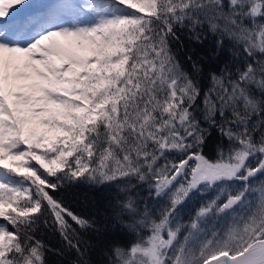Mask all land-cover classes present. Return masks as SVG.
<instances>
[{
    "label": "snow or ice",
    "instance_id": "1",
    "mask_svg": "<svg viewBox=\"0 0 264 264\" xmlns=\"http://www.w3.org/2000/svg\"><path fill=\"white\" fill-rule=\"evenodd\" d=\"M179 29L242 62L202 86ZM80 185L123 194L110 264H264V0H0V264H50L43 229L90 264Z\"/></svg>",
    "mask_w": 264,
    "mask_h": 264
},
{
    "label": "trees",
    "instance_id": "2",
    "mask_svg": "<svg viewBox=\"0 0 264 264\" xmlns=\"http://www.w3.org/2000/svg\"><path fill=\"white\" fill-rule=\"evenodd\" d=\"M177 36L179 39L173 42V47L178 51V59L182 61L188 71H193L188 56L191 55L193 59L199 61L202 70V86H211L208 76L210 72L222 71L225 66L233 69L234 65L242 62V56L239 54L237 47L226 41L223 48L217 49L216 41L218 37L208 31L203 33L201 43L190 39V33L185 29H179ZM214 52H218V55H214ZM226 143L227 141L221 137L218 130H210L205 145L206 155L215 159L217 145H226ZM139 195L143 207V204L148 203L147 199H149L146 186L139 188ZM118 196L123 198V194L114 188H93L87 185L74 187L68 194V199L74 207L86 214H94L97 220L96 229L84 234V239L88 241L87 259L90 264H110V252L113 246H125L133 239V235L127 229L122 227L112 228L105 218L107 204ZM42 238L51 249L58 250L48 254L50 264H78L77 254L66 249L58 233L53 232L51 229H43Z\"/></svg>",
    "mask_w": 264,
    "mask_h": 264
},
{
    "label": "rangeland",
    "instance_id": "3",
    "mask_svg": "<svg viewBox=\"0 0 264 264\" xmlns=\"http://www.w3.org/2000/svg\"><path fill=\"white\" fill-rule=\"evenodd\" d=\"M215 193L210 191L207 194V198H211ZM204 198L203 197H196L194 200L188 205L186 208L185 212L182 214V223H187L188 219L191 215L195 214V211L199 207V202L202 201ZM147 202L150 206H154L153 202L147 199ZM216 225L218 228H222L225 225V221H216Z\"/></svg>",
    "mask_w": 264,
    "mask_h": 264
}]
</instances>
